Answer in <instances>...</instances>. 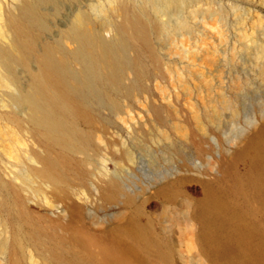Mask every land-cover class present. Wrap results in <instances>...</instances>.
<instances>
[{
    "label": "rangeland",
    "instance_id": "obj_1",
    "mask_svg": "<svg viewBox=\"0 0 264 264\" xmlns=\"http://www.w3.org/2000/svg\"><path fill=\"white\" fill-rule=\"evenodd\" d=\"M87 1L63 0L56 15L54 2L42 1L43 36ZM127 1L162 24L145 1ZM189 1L198 10L188 13L187 29L154 33L141 71L126 72L118 90L88 96L91 113L72 147H48L0 67V193L18 203L0 264L46 260V249L18 229L16 211L24 208L48 228H83L133 249L125 263L90 264H264V153L234 155L264 120V0ZM2 21L0 47L7 46ZM60 150L69 157L64 181L24 176L29 155ZM210 188L224 195L212 221L203 208Z\"/></svg>",
    "mask_w": 264,
    "mask_h": 264
},
{
    "label": "bare ground",
    "instance_id": "obj_2",
    "mask_svg": "<svg viewBox=\"0 0 264 264\" xmlns=\"http://www.w3.org/2000/svg\"><path fill=\"white\" fill-rule=\"evenodd\" d=\"M42 1L54 2L55 15L64 4L63 0H9L5 1L8 8L0 6L3 35L7 37V46L0 47V67H3L2 78L17 92L15 101L26 107L34 130L48 139L50 148L76 145L80 141L75 134L80 120L91 113L88 96L106 93L109 88L118 90L126 72L142 70V53L150 46L151 36L167 32L170 37L187 29L188 13L198 10L192 9L189 0H142L160 14L161 24L151 20L145 11L131 9L127 0H88L74 6L60 24L54 25V34L44 37L42 30L49 26V21L42 10ZM19 66L23 68L21 75ZM227 99L226 106H232ZM232 109L235 114L237 109ZM250 149L255 155L264 153V120L247 135L234 155ZM28 157L33 165L24 166V176L30 180L46 184L66 179L69 157L63 150ZM223 197L219 189L208 191L203 208L210 221L220 214ZM12 204L18 205L9 194L0 193V226H3L2 234L5 233L0 249L3 250L12 239ZM16 212L22 234L46 249L43 264H90L105 260L125 263L126 254L133 250L129 245L105 243L87 229L66 227L59 232L48 228L29 209ZM135 233L150 241L145 231ZM220 247L227 251L226 244ZM15 264H19L17 259Z\"/></svg>",
    "mask_w": 264,
    "mask_h": 264
}]
</instances>
